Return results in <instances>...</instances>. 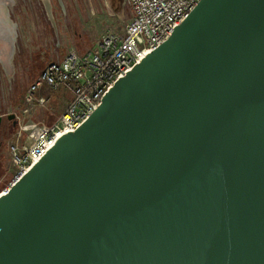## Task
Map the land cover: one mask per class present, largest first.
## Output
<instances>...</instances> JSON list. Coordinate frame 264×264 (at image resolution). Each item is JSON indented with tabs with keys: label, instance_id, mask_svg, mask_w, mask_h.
Returning a JSON list of instances; mask_svg holds the SVG:
<instances>
[{
	"label": "water",
	"instance_id": "obj_1",
	"mask_svg": "<svg viewBox=\"0 0 264 264\" xmlns=\"http://www.w3.org/2000/svg\"><path fill=\"white\" fill-rule=\"evenodd\" d=\"M0 264H264V0H200L0 193Z\"/></svg>",
	"mask_w": 264,
	"mask_h": 264
},
{
	"label": "built area",
	"instance_id": "obj_2",
	"mask_svg": "<svg viewBox=\"0 0 264 264\" xmlns=\"http://www.w3.org/2000/svg\"><path fill=\"white\" fill-rule=\"evenodd\" d=\"M133 17L123 34H102L94 47L79 53L70 48L47 62L29 85L25 100L44 106L42 90L64 89L70 99L52 122L19 124L9 146L15 179L29 170L68 130H76L101 104L104 95L149 52L165 42L200 0H127ZM26 134L25 137L23 135Z\"/></svg>",
	"mask_w": 264,
	"mask_h": 264
},
{
	"label": "rangeland",
	"instance_id": "obj_3",
	"mask_svg": "<svg viewBox=\"0 0 264 264\" xmlns=\"http://www.w3.org/2000/svg\"><path fill=\"white\" fill-rule=\"evenodd\" d=\"M58 1L62 3L64 14L61 15L56 11L59 16L58 18L55 16V18L61 50L65 52L74 48L79 53H84L95 46L102 34L108 32L123 34L133 17L128 3L124 6L122 14L118 15L109 10L105 0ZM34 10L38 25L33 21L27 5L17 6L15 22L18 25L17 47H20L15 55L14 74L8 75L0 63V115L3 118L0 125V193L6 190L15 179L16 167L12 162L9 146L17 138L19 124L39 120L52 122L55 119V114L61 113L70 99L69 93L64 89L55 91L44 89L42 93L50 96L46 105L33 106L25 100L29 85L48 62L43 66L31 67L30 62L34 51L50 47L51 34L47 32L46 22L44 18L42 19L35 2ZM55 10L57 9L55 8ZM44 32H47L48 38L43 40ZM53 39L57 44L59 43L55 33L52 35V41ZM9 114H15L18 120L17 126L14 128L11 127L12 122L8 119ZM25 136L26 134L23 135V137Z\"/></svg>",
	"mask_w": 264,
	"mask_h": 264
},
{
	"label": "flooded vegetation",
	"instance_id": "obj_4",
	"mask_svg": "<svg viewBox=\"0 0 264 264\" xmlns=\"http://www.w3.org/2000/svg\"><path fill=\"white\" fill-rule=\"evenodd\" d=\"M7 1L9 2L10 17L13 19L14 22L16 20L17 6L20 5V4H25V5H27L28 9L30 10V12L32 14V17L34 19L33 21L36 22L35 23L36 25H38V22L36 21L37 20L36 19V13H35V10H34V2H35L37 7L39 8V12L41 14L42 19L44 18V20L46 22V26H47V30H48L47 32L48 33L50 32V34H51V36H50V47L41 48L40 50H37V51L35 50L34 51L33 57L31 58V62H30L31 67H34L36 65L37 66H43L54 55H57V54H59L61 52H64L63 50H61L62 49L61 43L57 44L54 39L52 41V35L54 34V30L52 28L51 20L47 16L46 4L48 3V1H46V0H7ZM49 2L52 4V6L54 8V14H55V16L57 18L59 16L58 15L59 13H57V12H60L61 15L64 14V12L62 11V7H61V2L60 1H58V0H50ZM11 4H12V6H11ZM55 8L57 10H55ZM16 31L18 32V27H17ZM47 32H44L43 37H42L43 40L45 38H48ZM19 47H17V49ZM8 119L12 122V126H11L12 128L17 126L18 120L16 119V116H15V119H14V117L13 118H9L8 117ZM2 121H3V118H2V120L0 122V125H1Z\"/></svg>",
	"mask_w": 264,
	"mask_h": 264
},
{
	"label": "crops",
	"instance_id": "obj_5",
	"mask_svg": "<svg viewBox=\"0 0 264 264\" xmlns=\"http://www.w3.org/2000/svg\"><path fill=\"white\" fill-rule=\"evenodd\" d=\"M64 53H65V51H64V52H61V53H59V54H57V55H54L55 57H52L51 59H53V58H59V57H61ZM51 59H50V60H51Z\"/></svg>",
	"mask_w": 264,
	"mask_h": 264
},
{
	"label": "bare ground",
	"instance_id": "obj_6",
	"mask_svg": "<svg viewBox=\"0 0 264 264\" xmlns=\"http://www.w3.org/2000/svg\"><path fill=\"white\" fill-rule=\"evenodd\" d=\"M10 186H11V185H10ZM10 186H9L7 189H9V188H10ZM7 189H6V190H7ZM6 190H4V191H6ZM4 191H2V193H3Z\"/></svg>",
	"mask_w": 264,
	"mask_h": 264
}]
</instances>
